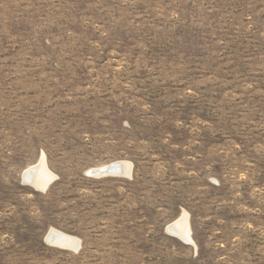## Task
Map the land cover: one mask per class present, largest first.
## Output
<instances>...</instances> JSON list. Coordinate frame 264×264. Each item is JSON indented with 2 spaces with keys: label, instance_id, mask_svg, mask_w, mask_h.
Returning <instances> with one entry per match:
<instances>
[{
  "label": "rangeland",
  "instance_id": "obj_1",
  "mask_svg": "<svg viewBox=\"0 0 264 264\" xmlns=\"http://www.w3.org/2000/svg\"><path fill=\"white\" fill-rule=\"evenodd\" d=\"M0 264H264V0H0Z\"/></svg>",
  "mask_w": 264,
  "mask_h": 264
},
{
  "label": "bare ground",
  "instance_id": "obj_2",
  "mask_svg": "<svg viewBox=\"0 0 264 264\" xmlns=\"http://www.w3.org/2000/svg\"><path fill=\"white\" fill-rule=\"evenodd\" d=\"M91 174L96 176L102 175H128L130 173V165L124 161L108 164L102 168L93 169L90 171ZM24 177L28 180L30 177V183L39 189H44V187L49 183L52 178V174L47 170L45 166L44 157H41L40 162L31 168L27 169L23 173ZM185 215H182L181 219L170 224L169 231H174L178 235L183 236L185 239L189 240L188 228L185 224ZM47 240L58 246L75 247L78 243L76 239L60 233L56 230H51L48 233ZM78 245V244H77Z\"/></svg>",
  "mask_w": 264,
  "mask_h": 264
}]
</instances>
